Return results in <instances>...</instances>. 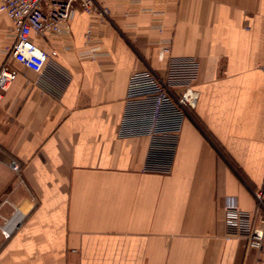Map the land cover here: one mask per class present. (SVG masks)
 I'll return each instance as SVG.
<instances>
[{"label":"crops","instance_id":"0c3cea01","mask_svg":"<svg viewBox=\"0 0 264 264\" xmlns=\"http://www.w3.org/2000/svg\"><path fill=\"white\" fill-rule=\"evenodd\" d=\"M97 1L106 20L77 11L63 36L38 43L58 51L68 74L59 98L11 62L17 77L0 118V264H260L244 239L225 237L224 199L257 214L264 0ZM10 30L0 14V66ZM169 56L198 60L197 100L171 172L144 173L146 140L118 139L116 128L129 76L162 75Z\"/></svg>","mask_w":264,"mask_h":264},{"label":"built area","instance_id":"2783aa9c","mask_svg":"<svg viewBox=\"0 0 264 264\" xmlns=\"http://www.w3.org/2000/svg\"><path fill=\"white\" fill-rule=\"evenodd\" d=\"M77 11L98 20H106L109 13L97 0H0V14L11 21L13 36L6 48L8 63L0 66V118L3 96L17 77L11 62L34 75L29 81L31 84L56 99L60 97L68 74L55 62L58 51L43 49L38 43L50 35L63 36ZM91 30V27L87 29L86 39ZM164 51L169 53V48ZM198 71L196 58L169 56L162 75L144 69L129 76L116 137L146 140L142 172L162 175L171 172L182 126L192 118L196 104L197 92L193 85ZM0 145L6 146L1 138ZM9 166L13 172L19 171L15 160H10ZM252 195L256 203V220L254 212L238 207L235 197H225V237L244 239L248 248L259 252L260 264H264V180Z\"/></svg>","mask_w":264,"mask_h":264}]
</instances>
